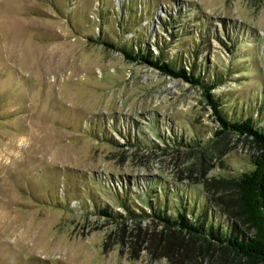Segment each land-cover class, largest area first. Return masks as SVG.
Returning a JSON list of instances; mask_svg holds the SVG:
<instances>
[{
    "label": "rangeland",
    "instance_id": "obj_1",
    "mask_svg": "<svg viewBox=\"0 0 264 264\" xmlns=\"http://www.w3.org/2000/svg\"><path fill=\"white\" fill-rule=\"evenodd\" d=\"M0 9L18 22L0 24V264H176L192 254L221 264L220 247L191 253L190 234L155 211L190 223L211 215L224 230L223 201L236 199L232 182L258 152L251 137L219 134L198 85L100 42L194 65L218 81L211 92L229 120L251 116L264 130V0H0Z\"/></svg>",
    "mask_w": 264,
    "mask_h": 264
},
{
    "label": "trees",
    "instance_id": "obj_2",
    "mask_svg": "<svg viewBox=\"0 0 264 264\" xmlns=\"http://www.w3.org/2000/svg\"><path fill=\"white\" fill-rule=\"evenodd\" d=\"M100 43L112 49L120 50L127 60L147 63L155 66L165 74L182 78L192 85H198L203 89L206 101L222 125L221 130L223 131L220 130L219 134L230 128L232 131L236 130L247 137H251V142L258 152L252 158L253 168L243 172L232 182L237 188L236 199L232 200V202L223 201L221 209L226 215L224 230L220 231L218 226L213 227L214 223L211 215L207 219L205 215L201 217L200 214L198 215L197 223H190L184 219L181 211L177 212L175 218L168 215L166 210L161 207L154 211L155 215L166 227H176L180 233L187 232L190 234L191 239L184 246L186 249L190 247L191 253L195 250L207 251L209 249L213 253L215 248L209 246V243L212 242L220 247L218 260L221 261V264H229V257L243 261L244 264H264V130L255 126L251 116H245L239 120H229L220 108L219 98L211 92L217 86L218 81L210 82L208 79H203L202 74H199V72L195 73L194 65L191 66L190 70H186L180 63L163 60L162 55H154L152 52L144 50L142 46H136L134 51L130 45L118 47L105 39L101 40ZM100 212L111 216V213L106 208H102ZM199 217L204 219H199ZM232 217L238 219L241 223L240 227L235 224L236 222L229 221ZM216 219V223L223 220L220 215ZM243 228L252 230V236H247ZM194 236L208 240V244L206 246L197 244L194 241ZM179 239L184 240L181 235ZM154 246L157 247V245ZM163 248L170 247L163 246ZM211 253L209 255L213 257ZM179 260H176L175 263H199L197 254H192L191 256L182 255ZM182 260H184L183 263Z\"/></svg>",
    "mask_w": 264,
    "mask_h": 264
},
{
    "label": "bare ground",
    "instance_id": "obj_3",
    "mask_svg": "<svg viewBox=\"0 0 264 264\" xmlns=\"http://www.w3.org/2000/svg\"><path fill=\"white\" fill-rule=\"evenodd\" d=\"M17 19L13 17L10 13L6 12L3 9H0V24H7V30L8 31H14L17 28ZM21 27V26H20ZM4 222L3 217H0V223ZM1 232V231H0Z\"/></svg>",
    "mask_w": 264,
    "mask_h": 264
}]
</instances>
